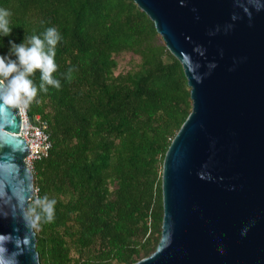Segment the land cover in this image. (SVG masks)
Returning <instances> with one entry per match:
<instances>
[{
	"label": "trees",
	"instance_id": "obj_1",
	"mask_svg": "<svg viewBox=\"0 0 264 264\" xmlns=\"http://www.w3.org/2000/svg\"><path fill=\"white\" fill-rule=\"evenodd\" d=\"M9 41L55 27L59 90L27 107L49 124L52 149L34 165L39 196L57 201L55 219L36 231L41 264H134L161 238L165 155L192 111L180 61L133 0H0ZM137 64L119 72L116 56ZM73 69L71 80L65 78ZM39 86V73L34 77ZM32 201L29 202L28 207Z\"/></svg>",
	"mask_w": 264,
	"mask_h": 264
},
{
	"label": "water",
	"instance_id": "obj_2",
	"mask_svg": "<svg viewBox=\"0 0 264 264\" xmlns=\"http://www.w3.org/2000/svg\"><path fill=\"white\" fill-rule=\"evenodd\" d=\"M133 1L192 99L163 162L160 241L134 264H264V0ZM21 128V111L0 116V264H41Z\"/></svg>",
	"mask_w": 264,
	"mask_h": 264
},
{
	"label": "clouds",
	"instance_id": "obj_3",
	"mask_svg": "<svg viewBox=\"0 0 264 264\" xmlns=\"http://www.w3.org/2000/svg\"><path fill=\"white\" fill-rule=\"evenodd\" d=\"M12 13L0 8V37L12 34ZM61 34L55 27L47 28L42 34L26 35L22 43L9 41L7 55H0V116L11 109L25 110L33 103L40 91L47 92L49 87L59 90L61 82L55 77L58 65L55 61L56 47ZM73 69H68L65 78L71 80ZM39 73V86L34 77ZM57 201L49 196L36 195L25 213L31 230L39 231L42 224L52 223L55 219Z\"/></svg>",
	"mask_w": 264,
	"mask_h": 264
},
{
	"label": "built area",
	"instance_id": "obj_4",
	"mask_svg": "<svg viewBox=\"0 0 264 264\" xmlns=\"http://www.w3.org/2000/svg\"><path fill=\"white\" fill-rule=\"evenodd\" d=\"M21 112L22 128L20 135L25 139L30 149V154L26 158V163L29 169L34 172L35 163L47 158L52 149L49 124L47 121L42 120L40 117H37L36 123H33L27 114V108L24 111L21 110ZM39 191L40 190L38 187H34L33 198L36 195H39Z\"/></svg>",
	"mask_w": 264,
	"mask_h": 264
},
{
	"label": "rangeland",
	"instance_id": "obj_5",
	"mask_svg": "<svg viewBox=\"0 0 264 264\" xmlns=\"http://www.w3.org/2000/svg\"><path fill=\"white\" fill-rule=\"evenodd\" d=\"M116 59L118 61L117 73L126 72V71L130 70L138 62V58H136L135 56L131 55L130 53H122L119 56H116Z\"/></svg>",
	"mask_w": 264,
	"mask_h": 264
}]
</instances>
